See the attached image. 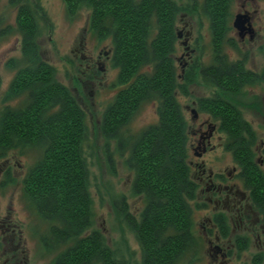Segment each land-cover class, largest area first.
<instances>
[{
    "label": "trees",
    "instance_id": "trees-1",
    "mask_svg": "<svg viewBox=\"0 0 264 264\" xmlns=\"http://www.w3.org/2000/svg\"><path fill=\"white\" fill-rule=\"evenodd\" d=\"M67 14L76 18L88 10L89 33L100 43L110 41L114 65L119 68L123 85L116 100L103 117V131L114 138L120 149L125 143L121 128L131 115L154 93L159 101V121L145 128L129 147L130 162L136 173L133 195L143 196L140 217L131 215L125 198L117 207L118 217L139 240L140 261L131 262L125 254L111 250L101 231L93 229V199L88 186V164L82 152L86 139V113L69 89L53 79V69L41 57L37 45L39 16L29 0H10L18 8L17 27L22 40V68L15 84L28 91V101L34 111L26 118L21 109L0 111V158L12 149L23 153L39 148L42 158L27 171L24 187L33 207L47 224L41 237L45 251H58L53 264H182L199 260L198 253L206 241L193 231L190 200L195 199L187 162L186 121L177 103L170 49L175 43L176 19L180 14L195 19L202 12L211 21L215 65L202 66L203 81L218 86L235 96L245 94L251 74L233 77L218 72L220 66H235L224 59V35L230 12V0H204L200 8L197 0H64ZM187 3V4H186ZM154 33V34H153ZM220 62H219V61ZM241 67V66H240ZM242 68V67H241ZM193 66L190 73L195 72ZM222 70H225L224 67ZM215 74V78L213 77ZM213 77V78H212ZM215 79L218 83H215ZM191 75L185 78L181 92L189 96ZM45 82L48 85H36ZM55 83V84H54ZM57 90L59 115H41L52 105L51 89ZM219 118L226 132V146L243 159L254 186V206L264 216V175L252 162L248 142L254 136L251 125L245 122L240 109L220 97L199 100V109ZM134 138V137H133ZM11 150V151H12ZM10 151V155L12 154ZM18 153V154H19ZM11 183V182H10ZM220 232L229 238L225 228ZM237 250H247L249 244L238 242ZM134 257V254H130ZM262 255L254 257V264H263Z\"/></svg>",
    "mask_w": 264,
    "mask_h": 264
},
{
    "label": "rangeland",
    "instance_id": "rangeland-1",
    "mask_svg": "<svg viewBox=\"0 0 264 264\" xmlns=\"http://www.w3.org/2000/svg\"><path fill=\"white\" fill-rule=\"evenodd\" d=\"M176 1L180 3L183 0ZM197 1L201 8L204 0ZM259 3L261 5L259 11L260 24L263 27L262 36L254 43L248 41L244 46L238 44L240 52L238 54H242L239 56L241 58L244 57L245 53L248 54V67L260 73L264 68V0L259 1ZM29 4L37 9L36 14L39 16L36 42L41 48L40 53H43L42 58L56 69L55 79L57 82L63 84L69 89L72 96H75L77 100L79 99L78 104L86 113L87 133L82 152L88 164V186L93 199V229L101 231L108 247L115 250L117 255L124 253L130 262L133 259L140 261L139 240L121 222L117 207H119L118 203L121 202V198L124 197L127 206L133 213H136V209H140L139 211L143 209L141 199L133 195V183L136 173L134 172L133 163L130 162V152L128 150L134 144L133 140L136 139L139 133L150 125L158 123L157 110L159 107L155 104L157 95L154 93L149 94L146 98L148 100L138 107V110L129 118L128 124L120 129L121 137L125 141L120 149L117 141L112 137H108V135L106 136L103 131V117L114 99L112 97L116 93L111 87L107 88L106 83H110L111 86L116 81L118 77L117 69L111 67L104 75V71L100 70L102 74L99 77H102L103 82L101 86L97 84L95 87L94 83L88 85V80L86 83L83 82L86 86L81 85L79 82L81 68L78 65L82 54L89 57L94 56L97 59L98 54L111 49L112 44H110V41L100 43L97 37L88 33L85 39L86 46H80L81 38L84 37V30L86 26L88 27L87 23L90 15L88 10L84 9L76 18H70L64 0H29ZM20 6L22 5H11L10 0H0V78L2 81L0 102L7 98V90L13 82L15 73L24 64L21 48L23 37L19 34L18 27H16L17 11ZM230 6L228 16L230 17V26H232V20L238 8L237 0H231ZM199 14H202L201 17L195 19L180 13L177 17V26L180 30H184V34L189 31V27L193 31L189 45L191 48L196 49V53L192 59L195 63L192 62L191 64H199L197 67L212 65L213 63L210 19L202 12ZM186 25H189V27ZM233 35L231 32L229 37L232 38ZM184 40L185 36L179 39V43H177V52L180 54L188 53L183 45ZM226 47L228 46L226 45ZM188 61L190 60H185V63ZM196 65L194 66L196 67ZM177 66L180 74L183 64L177 62ZM191 69H187L185 74L187 77L191 75L192 80L188 88L189 96L182 94L178 101L183 117L188 121V133L190 134L194 128L193 114L191 113L193 109H197L200 116L208 118V115H210L204 112L206 109H199V100L220 97L235 106L237 105L243 114V118L253 125L257 135H259L257 145L259 146L261 142H264V84L261 82L249 84L245 89V94L232 96L205 83L198 70L193 77L192 72L190 73ZM93 74L95 75V71ZM10 103L12 109L19 110L25 102L17 94L12 96ZM2 106L4 104L1 102L0 111L3 108ZM211 120L219 125V122L215 121L213 116ZM10 151L6 157L0 158V166L10 158ZM13 152L14 150L11 151V153ZM18 153V151H15L14 156L16 158L11 161L13 172L5 175L4 178L2 177L0 183V219L9 217L13 222L20 224L23 229V236L20 237V240L17 236L18 239L12 243L8 240V238L11 240V234H1L0 244H2L3 239H7L6 242H11L13 249L8 246L10 252L6 251L3 255L0 252V264H53L60 252L59 250L45 251L41 237L47 233V224L33 207V201L29 199L24 187L26 172L39 162L42 158V151L39 148H32V150L25 151L22 154ZM206 157L216 166L225 167L233 162L232 156L224 152V149H219ZM197 203L201 204L198 200ZM193 206L196 230L204 233L199 226L208 215L213 213L207 212V209L202 206L196 207L195 203ZM241 234H243L242 231L236 232V235ZM216 236L219 235L212 233L209 239L215 241ZM207 241L208 239L199 250V260L193 263L188 262V264H254V257L261 254L264 259V238L263 245L252 239L247 250L239 251L235 247L232 249L230 256L227 255L218 261L210 256ZM224 242L228 245V239ZM131 253L134 254V257L130 256ZM5 261L6 263H4Z\"/></svg>",
    "mask_w": 264,
    "mask_h": 264
},
{
    "label": "flooded vegetation",
    "instance_id": "flooded-vegetation-1",
    "mask_svg": "<svg viewBox=\"0 0 264 264\" xmlns=\"http://www.w3.org/2000/svg\"><path fill=\"white\" fill-rule=\"evenodd\" d=\"M259 1L262 0H237V11L235 12V19L236 16L241 15L245 17V23L243 24V31H240L239 29L234 27V17L232 26H230L228 16L227 20V30L225 31L224 35V59L226 58L227 61H229L230 64L235 66H227L223 65L220 66V69L218 72L223 73L226 72L229 76L233 77L234 75L239 74H251V83L249 84H255L256 82H261L264 84V68L262 69V72H257L248 67V54L245 53L244 57H239L242 54H238L239 52V46L238 44L244 46L247 44L248 41L251 43H254L258 38H261V31L263 30V27L260 24L261 18L259 16L260 11V3ZM174 2L177 3L176 0ZM231 3V0H230ZM229 7L231 8L230 4ZM177 20V19H176ZM178 21H176V25L174 28L175 31V43L173 47L170 49L169 57L172 60L173 66L175 67V70L173 71V76L175 80V84L178 83L179 88H177L174 91V94L177 99V103L180 104L179 98L183 94L181 90L183 89V86H185V78H186V71L187 69L193 68L196 64H191L194 62L192 59L194 58V54L196 53V49L191 48L190 41L192 38L193 31L190 29L189 25H186L189 27V31L184 34V30H180L177 26ZM191 26V25H190ZM17 27V24H16ZM178 27V28H177ZM210 29H211V21H210ZM232 32L234 34L232 38L229 37V34ZM89 33V28L86 26L84 30V37L81 38L80 46L85 45V39L86 35ZM212 33V40H213V29H211ZM236 34V36H235ZM185 36V40L183 45L185 46V50L188 51L186 54H180L177 52V43H179V39L183 38ZM226 43V44H225ZM226 45L228 47H226ZM86 46V45H85ZM213 46V41H212ZM228 49V50H227ZM234 49V50H233ZM214 47H212L213 51V64L214 67L217 68V64H215L217 61H215V51ZM112 48L108 51H103L98 54V58L95 59L93 57H89L85 54H82L81 61L79 63V67L81 68V78H79V82L81 85L86 86L83 82H88V85L90 83H94L95 87L98 84L101 86L103 84L101 78L99 77L102 73L100 70L104 71L103 75L107 73V71L114 67V69H117L119 75V68L114 65V55H113ZM41 57H43V53H41ZM186 58V59H185ZM44 59V58H43ZM105 59V61H104ZM185 60H190L185 63ZM104 61V62H103ZM219 61V60H218ZM44 62L47 63L48 68L53 69V79L57 82L55 79L56 75V69L49 64L45 59ZM177 62L183 64L180 74L178 73V66ZM220 62V61H219ZM195 63V62H194ZM99 67H98V66ZM102 65V67H100ZM199 64L196 65L195 72L193 71V74H197V70L201 74V68L197 67ZM204 66V65H203ZM242 68H241V67ZM224 67L225 70H222ZM94 68H97L96 70ZM95 71V75L93 72ZM19 69H17L15 73V77L12 80V84L9 86L7 92L8 96L6 99H3L1 102L4 104V108L8 109L9 111L14 110L11 108L10 100L13 95H19L21 98H23L24 105H21L19 109H21V112H23V115L26 118H30L34 111V108L31 107V103H34L31 101L30 105L28 104V101L32 97V91H28L25 88H21L20 86L15 84V79L17 78ZM184 72V73H183ZM213 77L215 78V74H213ZM212 77V78H213ZM215 83H218V81L215 79ZM2 84L1 78H0V86ZM40 87V85H48L45 82H39L36 83V85ZM55 84V83H54ZM249 84H246L248 86ZM63 85V84H62ZM83 86V88H84ZM106 87H111L115 90V95L112 97V103L116 100V96L124 90L125 87L121 85L119 76L116 78V81L113 82V84L110 86V83H106ZM215 88L220 89L218 86H214ZM85 89V88H84ZM52 94V105L46 107V109L41 110V115H44V112L47 115H59V101L57 96V90L55 88L51 89ZM78 91V89H77ZM94 93V92H93ZM77 100V98H76ZM79 102V99L77 100ZM82 102V100H80ZM0 102V104H1ZM8 103V104H6ZM111 103V104H112ZM110 104V105H111ZM156 106L159 105V101H156ZM237 106V105H236ZM81 107V106H80ZM109 107V106H108ZM159 107V106H158ZM82 109V107H81ZM188 109V108H187ZM83 110V109H82ZM85 111V110H83ZM205 112V111H204ZM182 113V110H181ZM192 113V112H191ZM242 114V112L240 111ZM193 114V113H192ZM208 114V113H207ZM183 116V113H182ZM196 116V117H195ZM195 116L193 114L192 121L194 122V128L193 131L189 134L188 133V121H186V132H187V149H188V157L187 162L189 166L190 171V182H192L193 190H194V196L196 197L193 200H190V209L192 214V225H193V231L196 235H203V238H205V241L208 239L207 243L209 246V252L210 256L215 261H218L220 258H225L227 255L230 256V253L233 248L237 247L239 244L238 242H246V244H249L252 241V239L257 240L259 244L263 245V238H264V216L262 212L259 210L258 207L254 206V200H253V193H254V186L251 184L250 175L247 173V169L245 166V163L242 158H240V155L236 158L235 153L233 150L228 149L226 146V132L223 130V126H221L220 119L216 118L213 115H208L207 117L200 116L199 111L196 109ZM210 116V117H209ZM212 116L215 121L219 122V125L215 122H212ZM243 116V114H242ZM185 118V117H184ZM211 118V119H210ZM244 119V118H243ZM0 120L1 117H0ZM249 125L251 123L249 121ZM251 129L253 132V137L248 142V146L251 148V154H252V162L254 164V167L257 169V171L263 173L264 175V142H261L259 146L257 145V141L259 138V135H257L255 129L253 128V125H251ZM219 149H224V152L229 153L232 158L233 162L231 165L228 166H216L212 163L210 159H208L206 156L215 153ZM15 151L10 155V158L0 166V183L2 180V177L4 178L5 175L11 174L13 172L11 168V161L12 159L16 158L14 156ZM18 161V160H17ZM15 163V161H14ZM27 173V172H26ZM143 206V196H138ZM197 200L201 203H197ZM202 206L204 209H207V212L210 211L211 215H208L205 220L200 224V228L203 229L204 233L202 231H197L196 224L194 223V206L192 205ZM143 208V207H142ZM141 208V209H142ZM212 209V211H211ZM140 209H136L135 212H131L132 216H135L136 218L140 217L139 214L142 212L139 211ZM223 220L224 223H226L225 228L228 229L230 232V236L228 239V245L225 244L220 232L223 231V223L221 221ZM0 240H1V234H11L12 238L11 240L8 238L9 241L14 243L15 240H17L20 237L23 236V229L22 226L18 223L13 222L9 217L0 219ZM243 232L241 235H236V232ZM216 233L219 236H216L215 241L209 239L210 234ZM2 234V235H3ZM18 236V238H17ZM7 239H3L2 244H0V252L3 255L6 251L10 252L8 250V246L13 249V245L11 246V242H6ZM1 243V241H0ZM7 245H5V244ZM2 247V251H1ZM228 248V249H227ZM18 251V250H17ZM262 255V254H261ZM15 257V256H14ZM263 257V255H262ZM6 263V261L4 262Z\"/></svg>",
    "mask_w": 264,
    "mask_h": 264
},
{
    "label": "water",
    "instance_id": "water-1",
    "mask_svg": "<svg viewBox=\"0 0 264 264\" xmlns=\"http://www.w3.org/2000/svg\"><path fill=\"white\" fill-rule=\"evenodd\" d=\"M237 18L235 19L234 21V27L239 29L240 31H243V24L245 23V17L244 16H241V15H238L236 16ZM192 113L194 114L195 116V113H196V109L192 111ZM196 117V116H195Z\"/></svg>",
    "mask_w": 264,
    "mask_h": 264
}]
</instances>
